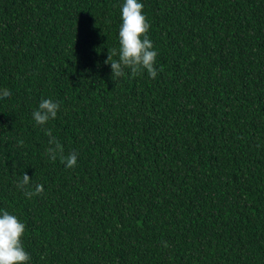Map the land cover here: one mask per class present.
Returning <instances> with one entry per match:
<instances>
[{
    "label": "trees",
    "instance_id": "obj_1",
    "mask_svg": "<svg viewBox=\"0 0 264 264\" xmlns=\"http://www.w3.org/2000/svg\"><path fill=\"white\" fill-rule=\"evenodd\" d=\"M138 2L157 76L116 83L124 0H0V212L27 264H264V0Z\"/></svg>",
    "mask_w": 264,
    "mask_h": 264
},
{
    "label": "clouds",
    "instance_id": "obj_2",
    "mask_svg": "<svg viewBox=\"0 0 264 264\" xmlns=\"http://www.w3.org/2000/svg\"><path fill=\"white\" fill-rule=\"evenodd\" d=\"M144 5L138 0H124L121 8L122 24L119 28V50L108 49L105 64L111 67V78L116 83L128 73L132 78L147 73L152 79L157 76L155 67L158 53L147 33L150 24L143 14ZM117 56V59H113ZM11 95L8 89L0 90V99ZM60 105L51 99H43L38 109L33 112V119L39 126L46 125L57 117ZM49 137L47 154L55 160L60 155L61 161L67 168H73L77 164V153L72 152L68 156L63 155L62 145L52 135L50 129H44ZM21 145L23 141L20 142ZM31 178L24 173L18 183L21 190H25V196L31 199L43 193V185H36L34 191L26 190ZM25 233V225L7 210L0 212V264H27L30 255L25 251L22 237ZM165 247L167 244L165 243Z\"/></svg>",
    "mask_w": 264,
    "mask_h": 264
}]
</instances>
